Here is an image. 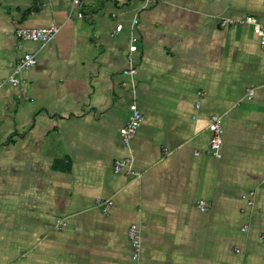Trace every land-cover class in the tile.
Wrapping results in <instances>:
<instances>
[{
	"label": "crops",
	"instance_id": "0c3cea01",
	"mask_svg": "<svg viewBox=\"0 0 264 264\" xmlns=\"http://www.w3.org/2000/svg\"><path fill=\"white\" fill-rule=\"evenodd\" d=\"M73 1L0 0V264H264V0Z\"/></svg>",
	"mask_w": 264,
	"mask_h": 264
},
{
	"label": "built area",
	"instance_id": "2783aa9c",
	"mask_svg": "<svg viewBox=\"0 0 264 264\" xmlns=\"http://www.w3.org/2000/svg\"><path fill=\"white\" fill-rule=\"evenodd\" d=\"M83 2L82 0H74L72 4V9L75 8H82ZM83 12L79 11L78 16L83 17ZM221 24L223 26L228 25H251L253 27L254 32L258 35L260 38V43L262 46H264V22H261L256 16L253 15H246L241 18H224L221 21ZM117 31H120L122 29V24H119L117 26ZM58 33V28L56 26H49V27H18L16 29V35L18 38L22 40H30V41H37L42 44H45L52 39L56 37ZM136 50V46H131V51ZM38 62V59L36 57L35 53L32 52H25L23 56L19 59L16 65L15 72L8 77L5 81L13 84V85H19L21 80L19 77V73L24 70H28L30 68H33ZM136 68L127 69L125 70V73H136ZM255 94L254 89H249L248 96L253 97ZM199 95H202V92H199ZM201 104L200 102H197V108H200ZM143 120V114L137 104L131 105V113L121 129V135L123 137L124 144L126 146L130 145L133 137L135 136L141 122ZM208 128L211 131V137L209 140V152L216 156L221 157L222 156V145L224 143V126H223V120L222 117L218 114H212L209 116L208 120ZM128 163V159H122L116 161L115 169L117 172L121 171L122 167ZM97 202L101 203L105 210H108L110 207V201H101L100 199H97ZM200 205L202 209H206L205 201H201ZM60 225H66V221H60ZM129 236L132 240V243L135 247V253L134 258H138L140 254V248H141V241L139 237V228L136 224H132L129 229Z\"/></svg>",
	"mask_w": 264,
	"mask_h": 264
}]
</instances>
